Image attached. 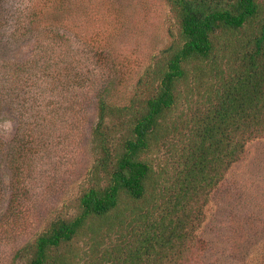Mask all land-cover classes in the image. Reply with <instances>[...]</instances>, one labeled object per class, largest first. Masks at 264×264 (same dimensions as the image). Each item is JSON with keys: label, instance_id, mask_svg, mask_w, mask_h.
Masks as SVG:
<instances>
[{"label": "trees", "instance_id": "1", "mask_svg": "<svg viewBox=\"0 0 264 264\" xmlns=\"http://www.w3.org/2000/svg\"><path fill=\"white\" fill-rule=\"evenodd\" d=\"M167 1L178 42L138 80L127 104L98 100L94 162L74 211L51 219L19 247L14 259L21 264L179 260L210 192L246 144L264 137V0ZM43 17L37 0H0L3 32L11 22L13 36L76 35L61 23L35 29ZM248 29V35H228ZM49 46L46 41L40 50ZM21 68L10 67L13 80ZM180 99L185 110L174 116ZM164 146L171 164L156 169L149 155ZM105 242L112 244L102 247Z\"/></svg>", "mask_w": 264, "mask_h": 264}, {"label": "rangeland", "instance_id": "2", "mask_svg": "<svg viewBox=\"0 0 264 264\" xmlns=\"http://www.w3.org/2000/svg\"><path fill=\"white\" fill-rule=\"evenodd\" d=\"M61 1L37 0L44 17L34 28L61 23L76 35L13 36L11 22L0 28V264L23 263L16 250L73 213L94 162L98 100L127 104L179 40L167 0ZM12 65L25 67L16 80ZM181 110L183 99L172 114ZM149 156L156 169L171 164L167 146ZM203 210L189 228L187 254L166 264H264V137L246 144Z\"/></svg>", "mask_w": 264, "mask_h": 264}]
</instances>
